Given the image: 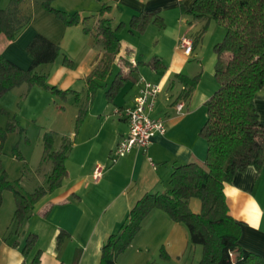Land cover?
Wrapping results in <instances>:
<instances>
[{
  "label": "crops",
  "instance_id": "0c3cea01",
  "mask_svg": "<svg viewBox=\"0 0 264 264\" xmlns=\"http://www.w3.org/2000/svg\"><path fill=\"white\" fill-rule=\"evenodd\" d=\"M180 1L54 0V7L67 13L78 12L79 21L67 24L54 12L41 8L37 0H29V24L13 40L0 34V54L22 68L31 63L26 46L36 33L57 43L72 59L69 65L59 55L38 67L47 72L48 84L68 90L65 96L26 83L0 96V127L5 126L8 117L17 119L23 129L22 118L34 123L36 142L32 143L24 130L22 134L9 131L3 142V149L9 153L12 146L20 147L24 142L22 160L27 164L38 161L39 166H31L38 177L33 188L46 184L51 169V164L41 168L47 163L41 160L42 133L53 130L57 147L63 135L71 139L62 183L36 201L19 234L6 238L14 198L12 192H3L0 264L21 262V247L31 231L36 234V244L28 258L39 249V264H99L101 244L126 218L133 204L146 192H163L176 164L205 157L207 143L199 129L206 119L205 100L214 87L213 45L223 38L224 28L212 19L193 17L181 8ZM192 2L182 0L186 9ZM104 4L108 7L101 10ZM143 10H156L163 26L150 22L142 32L131 29L130 18ZM100 16L110 17L113 24L122 22L123 26L117 32L119 51L103 78L93 76L99 84L91 96L87 77L102 54L93 37V26ZM182 34L196 39L189 55L178 47ZM151 58L162 62L163 68L148 65ZM205 65L208 83L203 79L207 76ZM179 73L200 74L187 98L181 96L184 83L178 78ZM145 80L160 85L150 115L162 117L165 130L155 133L145 149L133 147L117 156L114 147L128 130L122 110L134 103ZM114 81L119 83L118 88L109 99L106 90ZM180 101L183 106L178 112L175 105ZM254 103L259 120L264 123V86L256 93ZM80 105L83 114L77 120ZM35 156L37 160H32ZM96 167L100 168L98 178L93 177ZM20 184L27 191L33 189L24 182ZM224 194L230 214L240 222V245L264 257V167L250 165L236 172L232 181L225 183ZM188 204L192 211L200 210L197 197L189 198ZM61 231L63 239L58 244ZM13 238L17 239L16 246L9 243ZM201 254L199 244L190 243L184 224L153 208L127 248L117 255L116 264H198Z\"/></svg>",
  "mask_w": 264,
  "mask_h": 264
},
{
  "label": "trees",
  "instance_id": "16d2710c",
  "mask_svg": "<svg viewBox=\"0 0 264 264\" xmlns=\"http://www.w3.org/2000/svg\"><path fill=\"white\" fill-rule=\"evenodd\" d=\"M37 2L67 24L79 21L78 12L67 13L56 8L53 0ZM180 6L193 17L212 19L225 29L222 40L213 45V76L217 86L205 100L206 119L199 129L207 143L206 154L203 159L176 164L163 192H146L133 204L126 218L101 244L99 264H116L117 255L127 248L142 220L153 208L165 211L173 221L186 226L190 243L202 248L198 264H264V257L240 245V222L230 214L224 194L225 183H230L236 172L250 165L257 169L264 167V123L260 122L254 103L256 93L264 86V0H193L189 9L181 0ZM107 7L104 4L101 10ZM31 16L32 8L27 0H8L6 5H0V34L13 40L29 24ZM150 22L163 26V19L156 10H143L130 18L129 27L142 32ZM122 26V22L113 24L110 17L104 16L98 17L94 23V44L101 47L102 54L87 77L91 96L99 84L93 76L103 78L119 51L117 32ZM84 29L87 31L90 27L84 26ZM26 51L31 57L28 68H22L0 54V96L21 83L40 85L65 96L68 90L48 84L47 72L38 67L54 61L59 55L69 65L72 59L57 43L40 33L28 42ZM147 64L153 68L164 66L156 58H151ZM199 75L178 74L184 83L183 98L191 94ZM118 84L114 81L106 90L109 99ZM82 114L80 105L77 120ZM12 130L22 134L24 129L14 117H8L5 126L0 127V148L6 133ZM54 138L53 130L42 133L41 160L50 161L51 169L46 175V184L37 185L30 191L25 190L18 179H8L0 159V204L5 190H11L14 198V210L5 238L20 233L36 201L58 187L66 175L65 159L71 148V139L63 135L59 146L54 147ZM13 150L15 156L23 158L17 146ZM191 197L200 200L197 212L189 207ZM62 239L63 231L57 236L58 244ZM9 243L16 246L17 239L13 238ZM35 244L36 234L31 231L25 236L21 247L23 258L19 264H39V249L28 258Z\"/></svg>",
  "mask_w": 264,
  "mask_h": 264
},
{
  "label": "built area",
  "instance_id": "2783aa9c",
  "mask_svg": "<svg viewBox=\"0 0 264 264\" xmlns=\"http://www.w3.org/2000/svg\"><path fill=\"white\" fill-rule=\"evenodd\" d=\"M178 47L189 55L193 48V38L186 34L180 35ZM160 89L158 82L143 81L137 95L134 97V103L123 108L122 114L128 122V130L126 134L119 138L114 147V153L117 156L124 155L133 147L145 149L155 133H162L165 130L163 118L150 115ZM182 106V101L176 103V110L181 111ZM99 175L100 168L96 167L93 177L98 178Z\"/></svg>",
  "mask_w": 264,
  "mask_h": 264
},
{
  "label": "rangeland",
  "instance_id": "374dc122",
  "mask_svg": "<svg viewBox=\"0 0 264 264\" xmlns=\"http://www.w3.org/2000/svg\"><path fill=\"white\" fill-rule=\"evenodd\" d=\"M27 1L29 2V0H27ZM7 2H8V0H1L0 5L4 6L7 4ZM53 2H54V0H53ZM217 25L222 26L220 24H217ZM224 34H225V29H224ZM212 53H214V51ZM190 60L193 61L192 58ZM207 70H208V65L207 66L205 65L204 71H207ZM209 70H210V66H209ZM203 79H204V82L206 81V83H208V71H207V76L205 75ZM211 79H212L211 82L213 81V84H214L213 85L214 87L212 89V92H213L217 86V83H216L214 78H211ZM102 91H103V89H102ZM57 100L60 101V98L58 96H57ZM22 125L25 127L24 128V134L31 139L32 143L36 142V134L37 133L35 132L34 123H32V121H30V120L22 118ZM7 133H6V135H7ZM6 135L4 137V140L6 138ZM4 140H3V142H4ZM22 140H23V138H22ZM23 145H25L24 142H22L20 144V147H17L19 152L21 151V146H23ZM54 147H57V144H55ZM20 154L22 155L21 152H20ZM22 157H23V155H22ZM0 159H1L2 167L7 172L8 179H10L11 181H16L18 179L19 182H24V183H26V185H30L31 186L30 188H33V185L35 186V184H36L35 179L38 177L36 175V172H34L31 169V166L32 165L33 166H39L38 161H30V163L27 164L24 160H22L23 158L21 159V158L14 155L13 146H12V149H10V153H9V151L4 150L3 149V143H2L1 148H0ZM32 160H37L36 156L34 158H32ZM46 161H47L46 164H44V163L42 164V166H41L42 169L45 168L46 165L50 166V164H51L50 161H48V160H46ZM27 188H29V187H27ZM5 191L12 192L11 190H5ZM199 246L201 247V245H199Z\"/></svg>",
  "mask_w": 264,
  "mask_h": 264
}]
</instances>
